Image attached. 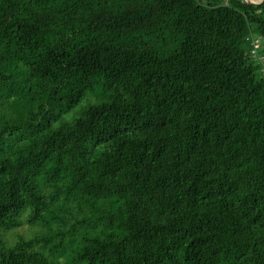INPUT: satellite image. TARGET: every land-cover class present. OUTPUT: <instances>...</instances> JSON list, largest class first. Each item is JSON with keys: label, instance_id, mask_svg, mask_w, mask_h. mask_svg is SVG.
<instances>
[{"label": "trees", "instance_id": "16d2710c", "mask_svg": "<svg viewBox=\"0 0 264 264\" xmlns=\"http://www.w3.org/2000/svg\"><path fill=\"white\" fill-rule=\"evenodd\" d=\"M254 38L264 2L0 0V264H264Z\"/></svg>", "mask_w": 264, "mask_h": 264}, {"label": "built area", "instance_id": "2783aa9c", "mask_svg": "<svg viewBox=\"0 0 264 264\" xmlns=\"http://www.w3.org/2000/svg\"><path fill=\"white\" fill-rule=\"evenodd\" d=\"M253 44H254V47L251 49L252 56H254L258 60V62H260L262 64V66H263L262 69L264 70V55L261 54L260 52H258L260 40L257 38H254Z\"/></svg>", "mask_w": 264, "mask_h": 264}, {"label": "rangeland", "instance_id": "374dc122", "mask_svg": "<svg viewBox=\"0 0 264 264\" xmlns=\"http://www.w3.org/2000/svg\"><path fill=\"white\" fill-rule=\"evenodd\" d=\"M254 1H257V2H264V0H254ZM261 53V52H260ZM261 54H263V53H261ZM264 55V54H263ZM79 107H77L76 109H78ZM66 117H69V115H66ZM17 232L18 233H22V234H29V229H28V227L27 226H24V227H22V228H19L18 230H17ZM11 235H13V234H8V236H11Z\"/></svg>", "mask_w": 264, "mask_h": 264}, {"label": "water", "instance_id": "95a60500", "mask_svg": "<svg viewBox=\"0 0 264 264\" xmlns=\"http://www.w3.org/2000/svg\"><path fill=\"white\" fill-rule=\"evenodd\" d=\"M246 2H250V3H254V4H260V3H262V2H257V1H254V0H245Z\"/></svg>", "mask_w": 264, "mask_h": 264}]
</instances>
